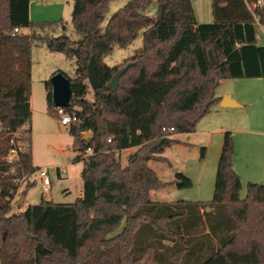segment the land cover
Masks as SVG:
<instances>
[{
    "label": "trees",
    "instance_id": "16d2710c",
    "mask_svg": "<svg viewBox=\"0 0 264 264\" xmlns=\"http://www.w3.org/2000/svg\"><path fill=\"white\" fill-rule=\"evenodd\" d=\"M110 1L73 0L71 22L78 35L72 39L63 23L59 34L57 26L34 24L30 0H0V264H100L111 253L117 264H136L147 255L153 264H264V242L255 235L240 239L242 223L264 203V184L247 182L245 196H239L230 131L223 132L208 202L151 200L150 191L166 183L147 166L164 161L163 150L176 142L172 135L194 131L219 102L215 89L221 80L264 78V44H256L264 5L211 0L212 21L199 23L192 0H156L155 15L152 0H129L103 24ZM14 28L29 31L12 34ZM140 33L130 67L110 91L107 83L119 68L102 59ZM38 42L74 60L64 110L80 120L68 133L78 151L74 160H83V192L72 203L41 199L10 213L12 200L33 184L22 187L17 179L38 169L32 162L29 104L31 47ZM90 59L101 85L93 102L85 99ZM44 86L48 110L56 114L50 80ZM85 132L88 139L82 138ZM86 147L92 148L88 157L82 155ZM133 147L121 166L115 152ZM11 148L16 159L9 163ZM172 182L177 188L192 183L182 172Z\"/></svg>",
    "mask_w": 264,
    "mask_h": 264
},
{
    "label": "rangeland",
    "instance_id": "374dc122",
    "mask_svg": "<svg viewBox=\"0 0 264 264\" xmlns=\"http://www.w3.org/2000/svg\"><path fill=\"white\" fill-rule=\"evenodd\" d=\"M128 1H110L103 24L114 10ZM194 1L202 3L204 0ZM30 2L33 3L34 8L33 19H31L34 24L57 26L54 33L59 34L61 31L59 25L63 23L65 25L64 32L72 39H76L78 34L74 33L71 22L73 0H61L59 3H56L55 0H30ZM152 2L150 13L155 15L156 0H152ZM206 3L207 9H209L210 0H206ZM256 28L257 41L263 43L264 30L262 31L259 27ZM141 42L142 35L140 33L126 48L114 47L113 53L105 56L102 61L108 66L120 68L130 62L131 55L135 48L141 45ZM74 67L73 59L67 58L62 52L50 51L44 43L38 42L31 47L29 104L31 105L32 162L37 168H47L51 183L44 189L36 171L29 175L26 181L33 180V184L26 190L22 205L36 204L41 199L54 203H72L83 192L80 173L83 160H74L78 151L73 147V138L68 133L69 126H61L57 114L49 112L46 102V87L44 86V81L49 80L54 72H63L65 75L73 77ZM215 92H226L239 103L237 108L232 109L233 115H229L232 122L229 121L230 124L227 121L224 122L225 120L221 117L224 111L216 112L213 107L208 114L202 116L203 118L198 121L194 131L173 134L172 137L176 139V142H172L161 154L165 160H151L147 163V166L156 172L158 178L166 183L161 188L152 189L149 194L151 200L160 202L190 200L202 203L210 201L214 194L216 167L221 153L224 131H230L233 137L232 168L233 163L236 162V165L241 163L240 169L242 171L237 172L233 168L240 176L242 188L239 196L241 198L245 196L247 182L264 184V180H261L264 179V134L247 135L248 138L251 137L252 146L244 149L246 134L240 130L238 132L233 130L235 132L233 133L231 130L235 127L234 125H237V129L242 126L264 133V78L223 79L216 87ZM93 95L94 90L89 85V92L85 99L88 102H93ZM53 108L56 112L55 106ZM73 109L79 110L80 107L75 105ZM224 117L229 118L228 116ZM222 125L224 128L219 130L218 128ZM135 149L136 147L123 149L115 154L121 166L126 164L128 156ZM201 149L204 152L203 157H201ZM243 151L245 152V154L243 153L244 157L240 158ZM178 172H182L191 179V186L187 188L175 186L172 181ZM246 176H257L260 180L248 181ZM19 208L12 204L10 213L18 212ZM251 211L247 223H242L241 226V242L244 243L248 236L255 235V239L263 243L264 203L257 204ZM90 264H96V262L92 260ZM100 264H117L115 254L111 253L109 259L101 261ZM136 264L153 263L147 255Z\"/></svg>",
    "mask_w": 264,
    "mask_h": 264
},
{
    "label": "water",
    "instance_id": "95a60500",
    "mask_svg": "<svg viewBox=\"0 0 264 264\" xmlns=\"http://www.w3.org/2000/svg\"><path fill=\"white\" fill-rule=\"evenodd\" d=\"M210 62L212 64L215 63V59L213 57V54L211 50L208 52ZM130 64L127 63L114 73L111 80L107 83V88L110 91H114L118 87V80L119 77L130 67ZM87 83L90 85V87L95 90L96 88L100 87V82L98 80L97 76V70L93 65V59H90L87 64ZM50 86H51V102L55 107H66L70 105L69 100L72 94L71 85L68 77L63 72H55L50 76ZM220 105L224 107H233L239 103L234 102V99H231L229 95L222 96L220 98ZM90 132H85V134L82 136L83 139H88L90 137ZM25 196L21 195L19 196L15 202L14 206L20 207L24 202Z\"/></svg>",
    "mask_w": 264,
    "mask_h": 264
},
{
    "label": "crops",
    "instance_id": "0c3cea01",
    "mask_svg": "<svg viewBox=\"0 0 264 264\" xmlns=\"http://www.w3.org/2000/svg\"><path fill=\"white\" fill-rule=\"evenodd\" d=\"M61 0H55V2L56 3H59ZM33 3L32 2H30V4H29V11H28V14H29V16H30V19H33V13H34V8H33V5H32ZM201 4V5H200ZM203 4H204V7H203ZM258 4L259 5H264V0H258ZM192 8H193V12H195V17H196V20L200 23V22H202V21H207V22H205V23H208V21H210L211 22V20L213 19V15H212V12H211V0H210V7H209V9H207V3H206V0H204V1H202V3L201 2H199V1H197V2H195L194 0H192ZM257 27H259L262 31L264 30V28L261 26V25H259L258 24V26ZM29 31V29L28 28H25L24 30H22V32H28ZM256 44H258V45H263L264 44V42L263 43H259L258 41H257V32H256ZM225 95H228V93H226V92H221V93H216L215 92V96L216 97H218L219 99L222 97V96H225ZM230 96V95H229ZM231 97V96H230ZM231 99H232V97H231ZM221 100V99H220ZM220 100H219V102L214 106V110L216 111V112H219L220 110L221 111H224V113L222 114V116L221 117H223V119L225 120L224 122H228V124H230L229 123V121L230 122H232V119H231V115H233L232 113V109H235V108H237L238 106H239V104H237V105H235V106H233V107H224V106H222V105H220ZM234 102H236V100L234 99ZM236 103H238V102H236ZM31 106V105H30ZM241 106V105H240ZM213 110V111H214ZM230 115V116H229ZM224 116H228L229 118L227 119V117H224ZM235 124H237V123H235ZM235 127H233V129H231L232 130V132L233 133H235V132H238L239 130L242 132V133H244V134H246L245 135V137H247V135H250V134H264L263 133V131H258V130H256V131H254V130H252V129H248V128H244V127H240L239 129H237L238 127H237V125H234ZM224 127H223V125L222 126H220V128H218L219 130L220 129H223ZM235 132H234V131ZM248 138V137H247ZM246 138V141H245V147H244V149H246V147H248V148H250L251 146H252V143L250 142V138H248L247 139ZM238 151V150H237ZM243 153L245 154V152L243 151L242 152V155L240 156V158L241 157H244V155H243ZM237 154H238V152H237ZM236 163V162H235ZM235 163H233V168L237 171V172H239V171H242V169H240V162L239 163H237V165L235 164ZM58 174H59V172H57ZM60 175V174H59ZM259 176V175H258ZM246 179L248 180V181H257V180H260L257 176H246ZM261 180H264V179H261ZM152 191V190H151ZM150 191V192H151ZM81 196H82V194H81ZM80 196V197H81ZM154 201H157V200H154ZM158 202H160V201H158ZM162 202H164V201H162ZM25 206H27V204H25V205H22L20 208H19V210H22Z\"/></svg>",
    "mask_w": 264,
    "mask_h": 264
},
{
    "label": "built area",
    "instance_id": "2783aa9c",
    "mask_svg": "<svg viewBox=\"0 0 264 264\" xmlns=\"http://www.w3.org/2000/svg\"><path fill=\"white\" fill-rule=\"evenodd\" d=\"M22 32V29H19V28H14L13 31H12V34L13 33H21ZM55 110H56V114L58 116V121H59V124L62 126V125H71V124H76L78 123L80 120L78 119L77 115L75 113H68L64 110V107L62 108H59V107H55ZM163 130H165L163 128ZM167 131H173V127H168V129H166ZM108 141H110V139H108ZM119 151L117 150L115 152V154H118ZM92 154V148L91 147H86L84 149V151L82 152V155L84 157H88ZM16 149L15 148H11L10 151L8 152L7 154V159H8V162L11 163L13 162L15 159H16ZM40 180H41V185L44 189H46L47 186L50 185L51 183V180H50V176L48 174V170L47 168H38L36 170ZM29 175H23L22 177L18 178L17 179V183L22 186L23 183L26 182L27 178H28ZM18 195H16V197L12 200V204L14 205V202L15 200L17 199Z\"/></svg>",
    "mask_w": 264,
    "mask_h": 264
}]
</instances>
